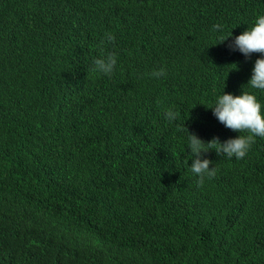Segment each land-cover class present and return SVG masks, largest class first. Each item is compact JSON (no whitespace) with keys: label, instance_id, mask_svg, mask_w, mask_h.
Segmentation results:
<instances>
[{"label":"trees","instance_id":"16d2710c","mask_svg":"<svg viewBox=\"0 0 264 264\" xmlns=\"http://www.w3.org/2000/svg\"><path fill=\"white\" fill-rule=\"evenodd\" d=\"M259 15L264 0H0V264H264V137L243 159L204 153L203 187L188 141L241 135L207 107L223 92L264 103L261 54L229 47Z\"/></svg>","mask_w":264,"mask_h":264},{"label":"clouds","instance_id":"9594fccd","mask_svg":"<svg viewBox=\"0 0 264 264\" xmlns=\"http://www.w3.org/2000/svg\"><path fill=\"white\" fill-rule=\"evenodd\" d=\"M213 28L220 30L221 25L216 24ZM228 37H221L220 43L226 41ZM107 39L112 41L115 37L108 34ZM229 47L234 51L239 50L245 57H251L254 53L261 54L260 58L255 61L248 86L253 89L264 90V15H259L254 26L250 29L248 28L242 34L235 36ZM117 60L116 53L101 55L94 61L95 70L111 76L114 73ZM166 74V70L163 68L151 73L154 78ZM207 107L213 110V115L226 128L239 132L241 135L223 142L219 137H214L205 142L197 134L189 131V148L194 157L190 171L199 177L197 181L199 187H203L206 178H214L218 171L216 167H210L212 164L210 159L202 158L204 153L215 149L218 154L223 153L229 158L243 159L255 143L256 137H264V103H261L255 94L247 91H243L242 95L223 92L212 106ZM165 115L169 121H173L177 119L179 114L169 109Z\"/></svg>","mask_w":264,"mask_h":264}]
</instances>
